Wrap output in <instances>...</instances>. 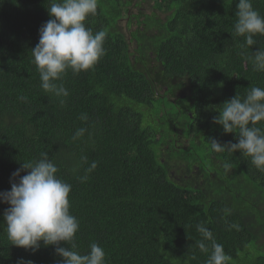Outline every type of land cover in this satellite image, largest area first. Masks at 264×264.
I'll list each match as a JSON object with an SVG mask.
<instances>
[{
	"label": "trees",
	"instance_id": "1",
	"mask_svg": "<svg viewBox=\"0 0 264 264\" xmlns=\"http://www.w3.org/2000/svg\"><path fill=\"white\" fill-rule=\"evenodd\" d=\"M153 1L155 11L169 15L146 16L143 23L129 12L130 0H98L84 23L93 33L107 32L105 53L88 71L69 69L57 82L69 92L61 105L40 87L31 56L50 19L47 7L59 0H0V192L10 190L22 162L47 152L57 176L72 185L81 254L95 242L105 264H205L208 253L197 247L202 237L195 227L203 222L231 257L228 264H264V172L239 151L217 153L210 144L238 142V130L225 134L212 120L237 94L264 88V72L239 54L264 49V35L240 47L244 38L233 31L237 0ZM252 4L264 16V0ZM134 19L144 35L132 32ZM134 40L139 55L131 49ZM256 126L264 129V121ZM80 128L84 136L73 141ZM81 156L87 165H80ZM210 156L247 181L234 180L226 191L218 172L209 171ZM93 161L97 167L81 183ZM7 207L0 202V223ZM21 258L34 264L62 259L43 242L35 253L11 245L0 225V264Z\"/></svg>",
	"mask_w": 264,
	"mask_h": 264
},
{
	"label": "clouds",
	"instance_id": "2",
	"mask_svg": "<svg viewBox=\"0 0 264 264\" xmlns=\"http://www.w3.org/2000/svg\"><path fill=\"white\" fill-rule=\"evenodd\" d=\"M98 0H59L51 2L47 11L50 19L39 29V41L31 49L33 63L37 67L40 87L60 100L69 92L62 81L70 69L79 74L91 69L104 55L103 43L107 32L100 30L93 33L85 26L89 15L97 12ZM233 31L236 36L243 37L240 45L247 49L257 42L254 37L264 35V16L254 9L252 0H237ZM254 71L264 72V49L259 48L251 56L244 51ZM19 99L27 101L26 96ZM213 117L212 122L220 125L225 134L236 133V143H220L211 139V149L217 153L239 151L241 155L251 158V163L264 172V129L256 125L264 121V88L251 87L241 98L238 94L223 104V108ZM82 120L87 116L82 115ZM86 129H77L73 141L84 136ZM215 158V157H214ZM88 164L86 156L80 157V165ZM97 167L95 161L84 168V175L79 176L81 183L86 182L88 174ZM225 171L230 164H223ZM21 172L26 174L21 175ZM58 167L49 159L47 152H41L38 159L22 162L10 178V190L0 192V202L8 205L3 212V220L7 238L11 245L31 250L33 253L41 247L53 246L56 255L61 257L60 264H105V251L97 243L89 245V251L81 254L76 250L75 236L79 230L78 219L70 213L69 194L72 185L57 176ZM196 231L202 239L196 241L197 247L208 253L205 264H228L231 257L225 253L223 245L215 241L212 231L198 223ZM230 227H235L231 225ZM205 241L210 242L206 244ZM66 242L71 247H61ZM18 264H34L31 260H21Z\"/></svg>",
	"mask_w": 264,
	"mask_h": 264
},
{
	"label": "rangeland",
	"instance_id": "3",
	"mask_svg": "<svg viewBox=\"0 0 264 264\" xmlns=\"http://www.w3.org/2000/svg\"><path fill=\"white\" fill-rule=\"evenodd\" d=\"M130 1H131L132 5L129 7V12L133 15V17H139V19L142 20L143 23L145 22L146 16H153L154 15L158 19L159 17L164 18V17H167L169 15V13H167L165 11H161V12L155 11L154 10L155 6H154L153 0H130ZM126 21H127V19L123 18V20L119 26L120 31L124 29ZM136 29L143 31L142 33L144 35L145 26L139 25L137 23V20L134 19V25H133L132 32ZM150 32L152 33V35L157 34V33H155L156 32L155 28H152V30ZM135 47H136V42L134 40L133 44L131 45V49L135 53V55H137V54L139 55V53L141 54L142 51L139 52L138 47H136V48ZM152 57H153V55H152ZM183 102H185V101H183ZM148 125H151V124H148ZM151 126L154 127L153 125H151ZM182 143H184V142H182ZM210 160H211V164L208 167V168H210L209 171L215 170L218 172L220 177L223 178V182H225L226 191L230 190L229 189L230 185L235 184L234 180H240V181L245 180V181H247V178L241 173L240 170H238L236 168H233V169L230 168V170L225 171V169L223 168V163L221 161L216 160L213 156H210ZM237 172H240L242 174L243 178L241 177L240 173H237ZM228 173L230 175H233V177H228ZM236 175H238V176H236ZM237 192H239V190H237ZM263 242H264V238L262 239L261 243H263ZM240 257H241L243 262H246V263L250 262V261L246 260V258L243 254H241Z\"/></svg>",
	"mask_w": 264,
	"mask_h": 264
}]
</instances>
